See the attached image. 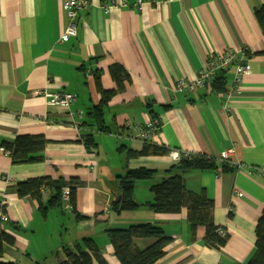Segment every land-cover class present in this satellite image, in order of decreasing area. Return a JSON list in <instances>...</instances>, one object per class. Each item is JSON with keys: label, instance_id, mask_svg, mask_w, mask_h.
<instances>
[{"label": "crops", "instance_id": "crops-1", "mask_svg": "<svg viewBox=\"0 0 264 264\" xmlns=\"http://www.w3.org/2000/svg\"><path fill=\"white\" fill-rule=\"evenodd\" d=\"M86 1L76 36L63 38L68 26L64 0H0V201L9 215L2 225L15 237L0 262L59 264L66 258L64 248L74 249L82 238L92 237L109 264H121L105 228L150 222L170 238L159 264H247L264 210V29L256 17L264 0H144L141 10L136 0ZM230 49L236 58L227 68L228 89L237 59L250 65L237 90L216 91L212 81L195 90L174 88L179 79L194 80ZM113 64H122L129 79L107 105L110 132L79 128L101 101L96 75L101 74L105 89L117 87ZM61 91L76 96L70 107L53 103ZM154 116L159 128L151 142L214 158L219 170H169L179 161L168 153L128 159L119 148L141 149L144 141L135 138L137 130ZM89 132L96 150L84 143ZM39 133L49 140L44 161L15 164L3 151V142H14L18 134ZM232 146L230 162L222 161L221 152ZM223 163L231 170H220ZM140 166L156 173L136 183L139 206L113 213L118 176ZM175 174L183 176L188 190L205 191L215 202L213 220L227 231L224 246L207 245L205 226L193 235L186 207L155 212L147 206L154 199L152 184ZM59 175L82 181L75 208L81 219L64 204L45 217L36 199L16 192L19 181ZM51 194L45 191L43 201ZM155 240L137 237L134 243L144 249Z\"/></svg>", "mask_w": 264, "mask_h": 264}, {"label": "trees", "instance_id": "trees-1", "mask_svg": "<svg viewBox=\"0 0 264 264\" xmlns=\"http://www.w3.org/2000/svg\"><path fill=\"white\" fill-rule=\"evenodd\" d=\"M256 17L264 29V1L256 9ZM232 63L229 65L231 66ZM228 66V67H229ZM227 68L217 72L212 80L213 89L224 92L228 88ZM110 73L115 80L117 87L114 89H105L101 84V74L96 75L97 88L101 94L99 104L91 107L87 113L89 120L78 124L79 128L84 125L90 126L91 130L108 133L110 127L105 120L106 108L112 97L124 89V82L129 79V73L122 64H113L110 66ZM156 119V116L153 117ZM49 140L42 133L39 134H18L14 142H3V147L10 150L12 162L15 164L35 163L45 160L44 150ZM84 143L88 150H96L98 146L94 138V133L84 134ZM120 151L125 152L128 159L147 156V155H166L169 148L158 145L151 141H144L141 149H131L121 146ZM181 166L186 169H216L219 166L214 158H208L204 155H193L191 158H184L172 165L169 170ZM220 170L229 171L231 167L223 163ZM155 169L140 166L129 169L125 175L118 176L120 193L116 195L111 204V211L119 214L126 210H133L139 206L135 199L134 190L136 183L140 180H149L154 177ZM82 181L76 177L65 179L59 175L57 178L50 176L31 177L19 181L15 185L19 197H31L39 202V211L43 216H47L51 209L63 205V188L70 187V201L73 205L71 212L76 213V218L81 219L77 214L76 208V187ZM52 190L50 198L44 202V192ZM154 193V199L147 203V206L155 212H178L183 207L188 209V218L191 223L193 235L196 229L202 225L206 228L205 242L211 247L220 248L227 242V235L221 236L218 232L220 228L213 220V209L215 202L210 199L206 192L200 194L192 192L186 188L185 180L181 174H175L164 178L151 186ZM0 220V256L3 254L5 245H13L15 237L6 231ZM13 230H20V226L9 223ZM105 233L112 243L115 255L121 264H159V260L165 255L166 245L170 242L165 230L153 223L132 224L125 228H105ZM153 237L156 240L144 249L135 246L134 238ZM66 258L59 264H109L102 255L99 246L92 237H84L78 242L74 249L64 248ZM0 264H4L0 262ZM247 264H264V210L256 226V248L253 256Z\"/></svg>", "mask_w": 264, "mask_h": 264}, {"label": "built area", "instance_id": "built-area-1", "mask_svg": "<svg viewBox=\"0 0 264 264\" xmlns=\"http://www.w3.org/2000/svg\"><path fill=\"white\" fill-rule=\"evenodd\" d=\"M123 2L125 3V1ZM145 3L146 2L144 0H136L135 7L141 10L143 9ZM63 5L68 17V26L65 34L63 35V38H66L68 36H76L79 11L82 8L87 7L88 3L86 0H64ZM235 58V52L231 49L227 50L226 52L216 57V59L212 60L208 66L204 67L200 74L194 80L179 79L174 84V88L177 91H181L184 89L195 90L204 87L207 82L214 79L219 70L228 68V66L234 62ZM235 69L236 70L233 77V83L232 86L228 89L227 93L234 92L238 89L237 86H239V84L243 81L245 75L250 72V65L242 61V59H237V65ZM75 100L76 96L73 93L66 91L57 92L52 97L53 103L63 107H70ZM79 115L83 116V110L79 112ZM158 128L159 122L156 119L152 120L147 125L139 127V129L137 130V136H135V138L143 141H151V138L155 135V132ZM3 151L9 155L11 153L10 150L5 149L4 147ZM234 152L235 146H232L231 148L221 152L220 159L224 162H230V157L234 154ZM168 154L174 161H180L184 158L192 157V154L180 150L179 148H169ZM3 179L8 180L6 176H4ZM62 201L69 211L73 210V205L70 201V187L68 186L63 188ZM0 220L1 222H7L9 220V215L7 213V207L4 200L0 201ZM218 232L221 236L227 235V231L225 228L220 227L218 229Z\"/></svg>", "mask_w": 264, "mask_h": 264}, {"label": "rangeland", "instance_id": "rangeland-1", "mask_svg": "<svg viewBox=\"0 0 264 264\" xmlns=\"http://www.w3.org/2000/svg\"><path fill=\"white\" fill-rule=\"evenodd\" d=\"M111 156H114V157H115V156H117V155H115V154H114V155H113V154H111Z\"/></svg>", "mask_w": 264, "mask_h": 264}]
</instances>
